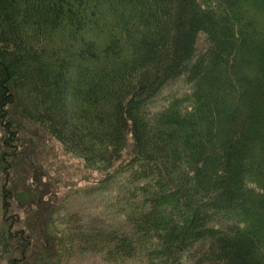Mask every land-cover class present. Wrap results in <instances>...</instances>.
Segmentation results:
<instances>
[{
    "label": "trees",
    "instance_id": "trees-1",
    "mask_svg": "<svg viewBox=\"0 0 264 264\" xmlns=\"http://www.w3.org/2000/svg\"><path fill=\"white\" fill-rule=\"evenodd\" d=\"M95 256L264 264V0H0V264Z\"/></svg>",
    "mask_w": 264,
    "mask_h": 264
},
{
    "label": "rangeland",
    "instance_id": "rangeland-1",
    "mask_svg": "<svg viewBox=\"0 0 264 264\" xmlns=\"http://www.w3.org/2000/svg\"><path fill=\"white\" fill-rule=\"evenodd\" d=\"M22 125H20L21 131L18 132V150L22 153L20 154L17 166L20 171L25 170L27 173L29 170L33 171L36 169L37 164L40 165L45 159L44 156L48 155L50 153V145L51 142H53L50 137L39 127L36 125L27 122L22 121ZM25 143V146L22 144ZM15 144V143H14ZM53 143L52 145H54ZM55 147V146H54ZM25 149V150H24ZM53 149V148H52ZM56 149V147H55ZM54 150V149H53ZM37 151L39 153V157L41 160H38L37 155H35V152ZM52 153V152H51ZM50 153V154H51ZM49 154V158H50ZM12 172L10 175L11 183H13L16 187V179L12 176ZM27 177V176H26ZM99 196L97 193L93 194H74L71 197V209L78 210L80 213L85 214L87 211L92 209L96 204H99ZM71 264H102L100 262V259L95 257H86V258H80L74 261Z\"/></svg>",
    "mask_w": 264,
    "mask_h": 264
}]
</instances>
